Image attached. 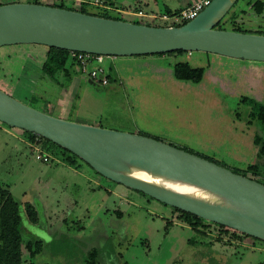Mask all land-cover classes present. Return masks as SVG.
Returning a JSON list of instances; mask_svg holds the SVG:
<instances>
[{
  "label": "rangeland",
  "instance_id": "374dc122",
  "mask_svg": "<svg viewBox=\"0 0 264 264\" xmlns=\"http://www.w3.org/2000/svg\"><path fill=\"white\" fill-rule=\"evenodd\" d=\"M28 1L33 0L0 3ZM63 1L67 9L80 8V0ZM252 1L238 0L231 7L228 30L264 32V12L255 13ZM85 11L99 9L86 6ZM160 16L118 18L169 26ZM43 51L38 44L0 47V89L46 114L148 136L233 172H248L255 163L254 138L264 140V123L249 116L253 107L241 98L264 103L263 61L201 51L115 56L111 63L107 56V85L83 72L70 80L59 74L55 83L40 76ZM178 62L203 68L202 79L178 80L172 69ZM24 135L0 122V204L9 194L22 207L36 208V224L21 214L24 238L42 242L34 264H264V251L247 247L260 240L206 220L191 227L173 207L95 173L80 158L65 160L60 150H45L42 138ZM38 151L49 160L37 159ZM22 264H30L25 247Z\"/></svg>",
  "mask_w": 264,
  "mask_h": 264
},
{
  "label": "water",
  "instance_id": "95a60500",
  "mask_svg": "<svg viewBox=\"0 0 264 264\" xmlns=\"http://www.w3.org/2000/svg\"><path fill=\"white\" fill-rule=\"evenodd\" d=\"M226 2L211 0L194 19L180 26L143 25L46 4L5 3L0 5V47L38 44L108 57L201 51L264 62L263 34L214 28L233 5L212 22ZM0 122L51 141L116 183L264 241V184L254 179L148 136L46 114L1 89ZM125 162L206 187L242 210L212 206L124 175Z\"/></svg>",
  "mask_w": 264,
  "mask_h": 264
},
{
  "label": "trees",
  "instance_id": "16d2710c",
  "mask_svg": "<svg viewBox=\"0 0 264 264\" xmlns=\"http://www.w3.org/2000/svg\"><path fill=\"white\" fill-rule=\"evenodd\" d=\"M236 0L233 5L237 2ZM30 3H38L42 4V2H38L37 0L28 1ZM5 4V3H0ZM51 6L59 7V8H65V3L63 0L59 1H53ZM232 5V6H233ZM251 9L257 13L262 14L264 12V1L263 0H253L249 3ZM231 6V7H232ZM86 4H81L79 10L76 9L75 11L87 13L85 11ZM230 7V9H231ZM67 9V8H65ZM230 9L226 12V14L221 18V20L214 26L216 29H226L229 28L225 27L227 23L230 21L226 19V16L228 15V12ZM72 10V9H71ZM111 12L107 9H99V12L96 14V16L105 17V18H111V19H118V15L111 17ZM238 15H233L231 19H236ZM230 19V20H231ZM134 23L137 24H143V25H151V26H157L154 22L153 23H147L143 20L135 21ZM176 24L175 26H180L185 24ZM232 31L236 32H245L243 28H230ZM257 34H263L264 32L259 31ZM45 47V46H44ZM185 51H173L166 54L171 53H184ZM158 56H162L165 54H154ZM112 66H109V70H111ZM174 76L178 80L183 81H192V82H198L202 79V76L204 74L203 68H193L191 67L187 62H178L172 66ZM81 68L79 62L72 57L71 52L67 51L65 49L55 48V47H46V52L44 54V59L42 63L40 64V76L41 77H47L51 80H53L55 83H58L56 80V76L59 74H63L68 80L72 78L73 75L81 74ZM108 77L110 78V75L108 74ZM32 101L33 98H30ZM241 102L247 103L251 107H253V110L250 112L249 116L252 119H259L264 123V103L257 102L255 100L250 99L249 97H242ZM31 106V105H29ZM32 107V106H31ZM25 133V137L27 139H32L34 137L42 138L41 136L35 134V133H29L27 131L22 130ZM43 140V148L45 150H49L51 152H54L55 150H60L62 153L60 154L63 159L65 160H73L74 158H78L68 150L52 143L51 141L42 138ZM254 143L257 146V153H256V161L253 164H250L248 166V172L252 174V176H248L247 171H241L237 169L238 174H241L243 176L249 177L251 179H254L262 184H264V140H262L259 136H255ZM212 161V160H211ZM95 173H97L95 171ZM177 212L180 213V220L185 221L188 225L191 227H197L200 226V222L204 221L203 219L192 215L190 213L184 212L182 210L173 208ZM21 214H23L26 218V220L29 223L36 224L39 220L38 212L36 208L32 204H25L23 207L15 201L9 194L6 195L2 203L0 204V262L4 264H22L23 263V247H25L27 253H28V260L30 264H34L33 258L35 255H37L42 250V242L35 240V239H25L23 236L22 226H21ZM212 224H215L219 226L220 228H224L226 230H231L229 228H226L224 226L218 225L213 222H209ZM237 232V231H234ZM242 236L249 237L255 240H259L254 237H250L248 235L239 233ZM41 264H49V263H41Z\"/></svg>",
  "mask_w": 264,
  "mask_h": 264
},
{
  "label": "bare ground",
  "instance_id": "6f19581e",
  "mask_svg": "<svg viewBox=\"0 0 264 264\" xmlns=\"http://www.w3.org/2000/svg\"><path fill=\"white\" fill-rule=\"evenodd\" d=\"M233 1L235 0H227L225 5L217 13V15L212 20V22L220 18L223 15V13L229 8V6L233 3ZM124 165L125 168L121 171L122 174L138 179L156 188L171 193H175L178 195H182L184 197L202 203L210 204L212 206L224 207L239 211L242 210L240 206L235 204L229 198L219 193H216L206 187L200 186L198 184L180 178H175L169 175L153 172L151 170L141 168L131 163L125 162Z\"/></svg>",
  "mask_w": 264,
  "mask_h": 264
},
{
  "label": "built area",
  "instance_id": "2783aa9c",
  "mask_svg": "<svg viewBox=\"0 0 264 264\" xmlns=\"http://www.w3.org/2000/svg\"><path fill=\"white\" fill-rule=\"evenodd\" d=\"M211 0H196L189 5L185 6L179 12L173 15L163 14L160 16L162 20L168 21L169 26H175L176 24H181L194 19L209 3ZM53 0H42V4L50 5ZM95 3H101L98 0ZM139 18H145V14L138 11L136 14ZM158 17H149L151 20H155ZM72 57H74L80 64L81 71L86 73L90 78L99 82L102 85H107L109 82L108 72L104 66L105 58L107 56L100 54H91L84 52H71ZM37 159L47 162L49 160V155L38 151L36 155Z\"/></svg>",
  "mask_w": 264,
  "mask_h": 264
},
{
  "label": "crops",
  "instance_id": "0c3cea01",
  "mask_svg": "<svg viewBox=\"0 0 264 264\" xmlns=\"http://www.w3.org/2000/svg\"><path fill=\"white\" fill-rule=\"evenodd\" d=\"M95 1L97 0H80V6L81 4H86V6H93L97 7L98 9H107L117 15L129 16H136L135 14L138 11H141L143 14H145V17L149 18L152 16L158 17L163 14L173 15L196 0H122L121 2H118L117 0H98L99 2H101L100 4L95 3ZM139 3H143L144 6L147 7V10H143L142 6H139ZM45 52L46 47L43 53L45 54ZM108 60L111 63L113 61V58L109 57ZM55 116L59 118L65 117L64 115ZM92 125L96 126L97 124ZM258 242L252 241L251 245L247 246L245 244V246L251 249L264 251V241L260 240Z\"/></svg>",
  "mask_w": 264,
  "mask_h": 264
}]
</instances>
